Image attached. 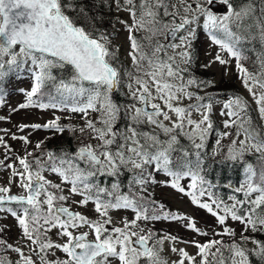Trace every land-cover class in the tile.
Masks as SVG:
<instances>
[{
  "label": "snow or ice",
  "instance_id": "1",
  "mask_svg": "<svg viewBox=\"0 0 264 264\" xmlns=\"http://www.w3.org/2000/svg\"><path fill=\"white\" fill-rule=\"evenodd\" d=\"M113 3L131 21H120L128 33L130 64L119 60V46L111 34L97 28L96 17L77 0H0V80L27 71L32 85L30 90H20L26 102L19 108L59 110L82 121L78 129L62 125L58 116L43 125L19 126L20 131L28 127L59 133L78 130L80 144L73 152H53L38 142L39 154L25 150L16 156L18 167L5 163L11 149L4 136L25 145L31 142L27 136L0 130L4 133L0 146L6 150L0 166L11 171L7 184L0 185V212L15 218L24 241L21 247L0 239V247L18 255L15 264H37L33 256L39 264H168L161 255L165 242L179 256L172 264H250V254L264 262V241L245 235L264 232V127L253 123L243 97L222 102L225 131L217 132L215 143L219 147L228 138L225 159L242 163L244 176L233 189L235 194L227 198L231 203H226L203 174L205 142L217 131L214 103L221 101L194 90L211 82L187 75L199 29L219 49L214 61L221 65L235 61L241 83L264 120V0H219L223 14L210 7L214 0ZM255 44H259V71L252 72L243 62L249 59L245 46ZM122 87L131 97L127 105L114 99ZM123 119L127 123L121 127ZM184 139L190 147L183 145ZM250 153L257 155V165L245 161ZM124 172L130 174L127 191L122 190L120 179ZM160 173L167 179L158 181ZM101 178L110 182L105 184ZM185 180L187 185L182 183ZM159 183L206 209L221 229L213 228L212 235L220 238L179 241L148 227L160 220L176 221L200 236L209 235L194 218L166 210L152 198L149 189ZM14 184L19 193H12ZM89 204L92 216L74 210ZM120 211H130L131 218L124 216L117 222L113 213ZM229 220L243 226L238 238ZM53 232L56 239L50 236ZM178 242L191 243L195 255L177 247ZM249 242L255 247L246 248ZM24 247L31 255L25 254ZM0 264L12 262L0 257Z\"/></svg>",
  "mask_w": 264,
  "mask_h": 264
},
{
  "label": "rangeland",
  "instance_id": "2",
  "mask_svg": "<svg viewBox=\"0 0 264 264\" xmlns=\"http://www.w3.org/2000/svg\"><path fill=\"white\" fill-rule=\"evenodd\" d=\"M102 0H96L98 3ZM107 4L102 5V8L106 13L109 14L108 9L110 5L113 10L111 11V16H114V20L111 18L110 22L106 24L104 32L111 34V39L114 45L119 46V60L124 64H130V61L127 58L128 42H127V31L124 29L123 25L120 23L122 20H129L128 14L124 11H117L113 0H105ZM109 2V3H108ZM218 5L219 0H214ZM259 2V0L257 1ZM96 3V5H98ZM86 5L89 11L92 7L95 6L94 0H86ZM214 12L217 14H223L224 11H221V8L218 6H214L212 4L210 6ZM220 11H219V10ZM117 17V18H116ZM116 18V19H115ZM138 36L143 35L142 33H138ZM247 49L249 47L245 46ZM219 51L218 47L215 45H211L210 41L207 38V35L202 30H197V37L192 42L191 52H192V60L190 65L188 66L187 75L195 77L198 81L211 82L206 87H201L200 89H194L198 91L200 95H207L210 97H214L221 101V103H214L212 120L214 122V126L216 128V132H213L210 136L217 139V132L225 131L223 128L222 121L226 119V117L220 115L222 102L229 97L233 96H241L246 99L251 106L252 111L256 115V119L251 116L250 112L248 115L252 118L253 123L256 127L261 128L264 127V120H261L260 114L257 109V105L255 104L252 96L248 93V91L244 88L241 80L239 78L238 71L235 66V61L233 60L228 65H221L219 62L214 61L215 54ZM251 53V52H250ZM249 56L248 60H245L243 63L245 67L249 69V71L256 72L259 71V65L256 60V56ZM207 65V67H205ZM25 76L21 78H17L14 76L11 82V86L9 87L8 94L6 98L3 100V103H0V117L4 119H0V130H9L10 134H15L16 136H27L30 140V144L25 145L21 140L12 139L11 135L4 136V139L11 151L7 152V155L10 159L6 160L5 163H16L18 167V162L16 161L17 155H24L25 150L33 151L36 154H39V150L35 149V145L38 142H45L48 138L53 137L57 131L54 129H33L31 127L24 128L23 131L19 130V126L21 125H32V124H45L55 117H60V123L62 125H76L77 129L82 124L79 116L73 114L71 118H67V114L63 113L59 110L54 109H39L36 107H28V108H19V105L26 102L25 95L21 89L30 90L32 85V80L30 78V74L27 71H24ZM121 91V92H120ZM124 95L126 97V102L122 105H127L131 102V97L128 95V89L126 87H122L117 95ZM115 99V97H114ZM116 100V99H115ZM13 109H17L13 111ZM194 118H198L194 114ZM123 120L120 122V126L123 127ZM218 123V124H216ZM66 139L71 140L72 146L76 149L80 144V133L77 130L75 133L68 131L67 129L64 131ZM0 135H4L3 131H0ZM209 136V137H210ZM208 137V138H209ZM228 141V138L223 139L221 142ZM43 145V144H42ZM227 148V147H226ZM227 150V149H226ZM6 150L3 146H0V160H4ZM11 178V171L0 166V185H6L8 180ZM50 179L58 182L55 176L49 175ZM158 181H164V175L161 173L156 176ZM184 184H188V180L182 181ZM123 191H127V188H122ZM152 198L157 200H161L158 203H162L165 206L166 210H171L178 214L187 215L192 218L197 223V226L204 231H207L209 235L207 237L200 236L193 231L186 229L182 226L181 222L176 221H165L160 220L156 222H152L148 225L153 231L157 232L158 235L171 234L177 236L179 241H192L198 240L200 242H205L207 239H219L220 237H214L212 235V229L220 231V226L216 224L215 218L207 212L206 209H201L197 205L191 203V198L185 194L179 193L176 190L172 189L165 183H159L152 185L149 189ZM20 189L15 186H12V193H19ZM79 199V197H76ZM202 200H207V197L201 198ZM163 200V201H162ZM92 205L89 204L86 209L75 208L74 210L85 212L87 215L92 216L93 213L91 211ZM114 218L119 221L120 218L127 216L131 218L132 213L130 211H120L113 213ZM228 224L231 228L235 229L237 232V238L239 237V233L242 230V225L238 222H234L229 220ZM0 239L6 240L8 243L13 244L14 246L23 247L24 241L20 235V229L14 217L10 214L0 212ZM245 235H250L252 238L256 239V233H245ZM52 239H56L55 232L50 234ZM225 242H230L229 237H223ZM177 247L185 248L189 254L195 255L196 249L191 243H181L178 242L176 244ZM248 249H252L255 247L252 243H246L244 245ZM26 255H31L27 247L23 248ZM56 255L58 257L63 258V254L57 252ZM161 255L168 260V264H172V261L178 260L179 256L176 253L171 252L170 245L168 242H165L163 246V251ZM0 257H4L7 260L11 261L12 264L19 259L18 255L12 250L5 251L2 247H0ZM33 259L37 260V264H39V260L37 257L33 256Z\"/></svg>",
  "mask_w": 264,
  "mask_h": 264
},
{
  "label": "trees",
  "instance_id": "3",
  "mask_svg": "<svg viewBox=\"0 0 264 264\" xmlns=\"http://www.w3.org/2000/svg\"><path fill=\"white\" fill-rule=\"evenodd\" d=\"M77 2L82 3L87 7L86 0H77ZM96 3H97L96 0H94L95 6L91 8L90 14L96 17V27L99 28L101 31H104L106 24L110 22L111 18L114 20V16L113 17L111 16L112 14L111 11L113 10L112 9L113 7L110 5L108 9L109 12L108 14L102 8V5L107 4L105 0L99 1L97 3L98 5H96ZM246 46L249 47L247 49V53L251 57H254L259 51V44H255L254 46L253 45H246ZM253 47L255 48V50H253ZM65 71H70V69H66ZM57 75H60V73L58 72ZM14 76H16L17 78H21L25 76V73L24 71L19 73L14 72L7 75L3 80H0V97H2L3 100L6 98L8 94L9 87L11 86V82ZM117 93L114 94V97L116 101L122 105L124 102H126V97L124 95L115 96L117 95ZM248 112H250L251 116H253L256 119V115L252 111L250 105L248 107ZM123 121H124L123 124L125 125L127 123V120L123 119ZM55 134L57 135L48 138L43 143L42 148L45 151L50 150L53 152H61V151L73 152L76 150V148L72 146L71 140L66 139L67 136L59 132H56ZM215 141L216 140L213 138V136H210L205 142L203 174L206 176L207 180L211 182V184L213 185L211 190L215 192L217 196L222 197L226 203H231V201L227 199L228 196L235 194L233 192V189L235 187H238L244 179L243 164L238 162H230L225 159V153L227 149L226 147H228L229 145L228 141L221 142V146L219 147L216 145ZM182 143L185 147H190V144L186 139L182 140ZM214 152H217L218 154L213 155ZM245 161L248 163H252L253 165H257L258 164L257 155L255 153H250L246 155ZM161 174L164 175L163 173ZM129 178H130V174L127 172H124L123 175L120 177L123 186L122 188H127ZM101 179L105 184L110 182V178H101ZM229 185H231L232 187L231 188L228 187ZM159 201L161 200H157V202ZM255 238L264 241V232H257ZM249 259H250V264H264V262H262L255 255L250 254Z\"/></svg>",
  "mask_w": 264,
  "mask_h": 264
},
{
  "label": "flooded vegetation",
  "instance_id": "4",
  "mask_svg": "<svg viewBox=\"0 0 264 264\" xmlns=\"http://www.w3.org/2000/svg\"><path fill=\"white\" fill-rule=\"evenodd\" d=\"M258 1V0H257ZM234 2L235 3H239L240 2V0H234ZM214 4V6H218V7H220L221 8V11H225V8H224V6L222 5V4H220V5H218L216 2H214L213 3ZM219 10V9H218ZM220 11V10H219ZM117 18V17H116ZM2 213H4V212H2Z\"/></svg>",
  "mask_w": 264,
  "mask_h": 264
}]
</instances>
